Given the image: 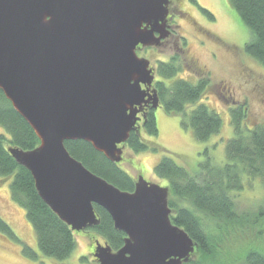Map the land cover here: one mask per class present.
Listing matches in <instances>:
<instances>
[{
  "label": "water",
  "instance_id": "water-1",
  "mask_svg": "<svg viewBox=\"0 0 264 264\" xmlns=\"http://www.w3.org/2000/svg\"><path fill=\"white\" fill-rule=\"evenodd\" d=\"M167 4L0 0V91L39 140L34 149L9 146L8 153L72 231L99 224L96 204L124 233L117 251L94 242V264H183L198 246L172 222L168 187L139 174L133 191H122L92 174L64 144L83 140L111 163L122 160L130 134L139 132L142 105L159 104L156 88L141 87H152L155 76L137 50L167 37Z\"/></svg>",
  "mask_w": 264,
  "mask_h": 264
},
{
  "label": "trees",
  "instance_id": "trees-1",
  "mask_svg": "<svg viewBox=\"0 0 264 264\" xmlns=\"http://www.w3.org/2000/svg\"><path fill=\"white\" fill-rule=\"evenodd\" d=\"M229 2L249 31L250 40L243 46L244 54L264 67V0ZM176 61L161 62L158 68L162 79L158 86L164 110L170 114H179L181 126L191 128L197 141H207L211 135L221 131L222 119L215 109L198 101L207 88L215 90V86L209 84L208 77L199 79L196 83L174 79L180 71ZM164 79L171 81L165 83ZM187 106L193 107L188 110ZM247 109L244 101L229 109V124L233 133L224 146L225 162L221 165L213 164L206 158L197 168L187 170L186 167L177 165L169 155H164L153 168L154 176L167 182L164 186L169 188L168 203L173 211L170 218L198 245L193 252L197 256L201 254L208 258L215 248L197 212L205 214L210 220L244 225L242 222L248 217V211H238L233 193L241 192L245 181L253 178H259L264 184V120H256L248 114ZM155 121L151 115L147 117L144 132L148 136L157 135ZM38 143L30 125L14 111L0 91V185L10 181V199L25 211L26 220L35 233L40 257L62 264L75 248L74 232L38 197L29 170L16 163L7 149L11 146L28 151L36 148ZM64 144L69 154L84 164L92 174L122 191H133L135 183L130 174L120 168L119 164L111 163L104 155L95 151L91 144L83 140L65 141ZM127 144L132 151L138 153L161 149L155 143L156 147H153V142H145L137 132L130 134ZM93 207L100 222L89 228L90 231L102 238L113 251H117L123 244L124 233L113 227L112 219L106 211L96 204ZM0 234L9 241L23 243L1 217ZM21 250L30 259L39 258L25 243L21 245ZM197 260L183 264H203L201 260ZM244 260L245 264H264V255L251 250L246 252Z\"/></svg>",
  "mask_w": 264,
  "mask_h": 264
},
{
  "label": "rangeland",
  "instance_id": "rangeland-1",
  "mask_svg": "<svg viewBox=\"0 0 264 264\" xmlns=\"http://www.w3.org/2000/svg\"><path fill=\"white\" fill-rule=\"evenodd\" d=\"M199 1L200 7L207 9L212 16L206 17L201 14L200 17L194 10H190L192 17L199 23L202 22L203 32L199 29L190 31L189 29L195 25L185 19L181 20L183 15L176 11L179 9V4L173 3L171 10L179 18L175 16L171 38L164 41L162 46L151 47L147 51L141 50L137 55L140 53L139 56L147 58L151 65H158L154 76L159 81L162 79L158 74L160 66L158 60L170 63L175 60L171 58L173 55L178 56L175 64L180 66V71L174 79H186L196 83L198 76L190 74L188 69L203 74L205 78L208 77L209 84L215 86V90L207 88L198 102L215 109L221 116V131L211 135L207 141H197L193 137L191 128L181 126L179 114L167 113L163 108L156 109L154 118L157 135L152 137L142 132L141 137L147 143L153 142V147H156L154 143L159 145L162 150L138 153L132 151L128 144L123 149V160L119 165L134 180L140 174L144 180L166 185L167 182L156 178L153 172L156 163L164 155H169L177 165H182L187 170L197 168L199 163L207 159L216 165L224 163V146L233 133L228 112L240 101L247 104L250 116L258 121L264 120V67L243 52V46L250 40L248 29L245 28L229 0ZM187 16L185 15L186 19ZM198 40L204 43L201 44ZM164 81L170 83L171 80L164 79ZM190 107L193 106L186 108L189 110ZM9 182L7 180L0 185V217L21 242L39 255L35 233L26 220L25 211L10 199ZM233 195L238 211H248V217L242 222L245 224L210 220L205 214L197 212L215 248L208 258L201 254L198 257L195 255L197 253H192L190 261L197 262L199 259L203 264H245L246 252L254 250L264 255L263 182L259 178L247 180L243 190ZM74 239L75 248L62 264H93L92 245L96 240L103 245V239L94 235L90 229L74 231ZM23 243L9 241L0 234V264H57L56 261L40 255L37 260L28 258L21 250Z\"/></svg>",
  "mask_w": 264,
  "mask_h": 264
},
{
  "label": "flooded vegetation",
  "instance_id": "flooded-vegetation-1",
  "mask_svg": "<svg viewBox=\"0 0 264 264\" xmlns=\"http://www.w3.org/2000/svg\"><path fill=\"white\" fill-rule=\"evenodd\" d=\"M178 3L179 4V9H177L176 11L182 16L183 15V17L181 18V20L182 19H185V20H187V21H190L191 23L190 24H194L195 26H193V27H191V29H189L190 31H194V29L196 30H200V31H202V22L201 23H199L198 22V20L196 19V18H194V17H192V15L190 14V10H194L195 12H196V15L198 16H200L201 17V14L202 15H205L206 17H212L211 15H210V13H209V11L207 10V9H204V8H201L200 7V1L199 0H168V4H167V6H166V9H167V11H168V15H167V17H166V20H165V22H166V25H165V29H164V31L165 32H167V37L165 38V39H162V41L160 42L161 44L159 45V46H157V47H160V46H162V44H163V42L164 41H166V40H168L169 38H171V36H172V34H173V32H172V26L174 25V19H175V16L176 17H178L176 14H175V12L173 11V10H171V5L173 4V3ZM187 5V6H186ZM186 6V7H185ZM186 9H188V10H186ZM185 15H188L187 16V19H186V17H185ZM179 18V17H178ZM179 27H180V25H178ZM163 31V32H164ZM203 32V31H202ZM194 34H196V33H194ZM193 34V35H194ZM200 34H202L203 35V33H200ZM156 35L158 36V35H160L159 33H156ZM196 36V35H195ZM196 37H198V36H196ZM185 39V38H184ZM199 41V40H198ZM201 44H203L204 42H201V41H199ZM185 43V42H184ZM151 47H156V46H151ZM151 47H139L138 48V50H137V52H140L141 50H143V51H147L148 49H151ZM140 53H138V55H139ZM171 58L173 59V58H175L177 61H178V56L177 55H173V56H171ZM158 60V59H157ZM156 60V61H157ZM150 62V61H149ZM158 62H162V61H159L158 60ZM157 62V63H158ZM196 64V63H195ZM155 66H153V65H151L150 64V67L151 68H153V75H154V73H155V68H156V66L158 67V65H156V64H154ZM185 66H187L186 64H184ZM187 69H188V67H187ZM189 70V73L191 74V73H193V74H195V75H197L198 77H197V80H199V79H202V78H205V77H203V74H201V73H196V72H193L192 70H190V69H188ZM202 72V71H201ZM194 75V76H195ZM207 78V77H206ZM205 78V79H206ZM196 80V81H197ZM158 82H160L159 80H157L156 79V77L154 78V81H153V84H152V87H146L144 84H142L141 85V87L143 88V89H147V91H151V90H153L154 88H156V90H157V95H158V97H159V104H158V106L156 107V108H150L149 106H143L142 105V108H143V111L142 112H139L138 114H137V116L139 117V121H138V130H139V132H138V134L139 135H141V133L143 132L144 133V125H145V123L147 122V117L149 116V115H151L153 118H154V111L156 110V109H158V108H163L164 109V104H163V102H162V98L160 97V89H159V86H158ZM143 116H144V118H143ZM135 132V131H134ZM126 145H127V143H126ZM120 166V165H119ZM120 168H121V166H120ZM92 248H94V245H92ZM94 251V250H93ZM92 260H93V264L96 262V260L92 257Z\"/></svg>",
  "mask_w": 264,
  "mask_h": 264
}]
</instances>
